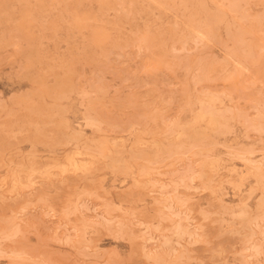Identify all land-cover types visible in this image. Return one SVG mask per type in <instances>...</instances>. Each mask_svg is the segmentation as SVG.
I'll return each mask as SVG.
<instances>
[{
  "label": "rangeland",
  "instance_id": "rangeland-1",
  "mask_svg": "<svg viewBox=\"0 0 264 264\" xmlns=\"http://www.w3.org/2000/svg\"><path fill=\"white\" fill-rule=\"evenodd\" d=\"M0 264H264V0H0Z\"/></svg>",
  "mask_w": 264,
  "mask_h": 264
}]
</instances>
